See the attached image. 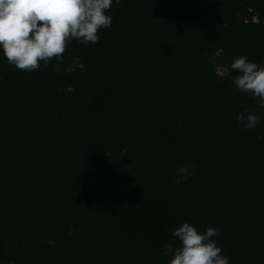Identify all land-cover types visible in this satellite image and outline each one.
<instances>
[{"label":"trees","instance_id":"16d2710c","mask_svg":"<svg viewBox=\"0 0 264 264\" xmlns=\"http://www.w3.org/2000/svg\"><path fill=\"white\" fill-rule=\"evenodd\" d=\"M109 13L98 42L62 54L83 71L53 58L26 72L0 53V264H168L185 221L217 228L230 264H264V108L230 69L264 65V0ZM245 109L254 129L236 119Z\"/></svg>","mask_w":264,"mask_h":264},{"label":"clouds","instance_id":"9594fccd","mask_svg":"<svg viewBox=\"0 0 264 264\" xmlns=\"http://www.w3.org/2000/svg\"><path fill=\"white\" fill-rule=\"evenodd\" d=\"M113 3L120 4L121 0H0V53L8 64L26 72L38 69L41 62L48 66L53 58L58 72L83 71L85 65L78 56L61 68L62 54L72 40L85 46L98 42V31L111 27L109 10ZM230 69L237 73L232 78L236 88L257 98V106L264 108V65L238 56ZM65 90L74 91L71 85L58 89ZM236 119L243 128L254 129L260 116L245 109ZM193 167L181 166L173 182L186 181ZM171 234L178 238L179 245H165L163 255L170 257L168 264H230V257L222 254L213 239L219 235L217 228L199 231L185 221Z\"/></svg>","mask_w":264,"mask_h":264},{"label":"rangeland","instance_id":"374dc122","mask_svg":"<svg viewBox=\"0 0 264 264\" xmlns=\"http://www.w3.org/2000/svg\"><path fill=\"white\" fill-rule=\"evenodd\" d=\"M220 73H223V71L221 69L218 70Z\"/></svg>","mask_w":264,"mask_h":264}]
</instances>
